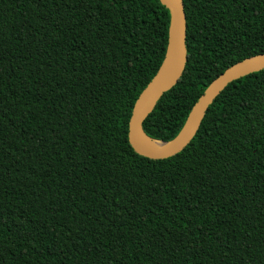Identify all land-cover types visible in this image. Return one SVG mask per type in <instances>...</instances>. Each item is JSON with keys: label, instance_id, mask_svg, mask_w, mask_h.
Returning <instances> with one entry per match:
<instances>
[{"label": "trees", "instance_id": "trees-1", "mask_svg": "<svg viewBox=\"0 0 264 264\" xmlns=\"http://www.w3.org/2000/svg\"><path fill=\"white\" fill-rule=\"evenodd\" d=\"M187 62L143 122L169 142L226 68L264 53V0H183ZM160 0H0V264H264V69L189 144L128 143L166 51Z\"/></svg>", "mask_w": 264, "mask_h": 264}, {"label": "water", "instance_id": "water-1", "mask_svg": "<svg viewBox=\"0 0 264 264\" xmlns=\"http://www.w3.org/2000/svg\"><path fill=\"white\" fill-rule=\"evenodd\" d=\"M160 2L170 12L167 46L164 58L153 78L136 99L128 121L127 139L133 151L145 158L159 160L182 151L196 134L201 121L214 99L231 82L264 69V53L245 58L226 68L207 86L190 109L186 120L174 139L162 142L149 138L143 131V122L153 111L161 96L170 90L184 72L187 62L186 18L183 0ZM146 139L166 144L151 148Z\"/></svg>", "mask_w": 264, "mask_h": 264}, {"label": "bare ground", "instance_id": "bare-ground-1", "mask_svg": "<svg viewBox=\"0 0 264 264\" xmlns=\"http://www.w3.org/2000/svg\"><path fill=\"white\" fill-rule=\"evenodd\" d=\"M164 2L167 1L169 2V0H163ZM147 141V145L151 148H162V147H165L166 144H162L161 142H155V141H150L148 139H146Z\"/></svg>", "mask_w": 264, "mask_h": 264}]
</instances>
